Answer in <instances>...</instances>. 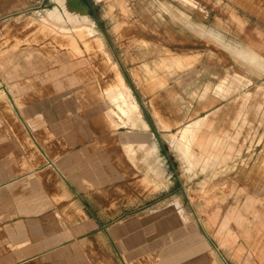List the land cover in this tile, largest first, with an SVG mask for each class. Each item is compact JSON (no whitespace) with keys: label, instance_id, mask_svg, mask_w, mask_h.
Returning <instances> with one entry per match:
<instances>
[{"label":"rangeland","instance_id":"1","mask_svg":"<svg viewBox=\"0 0 264 264\" xmlns=\"http://www.w3.org/2000/svg\"><path fill=\"white\" fill-rule=\"evenodd\" d=\"M81 2L87 22L58 21L51 14L64 13L57 0H0V102L7 113L14 115L11 96L22 121L49 120L48 99L62 102L69 135L88 138L92 124L133 139L134 172L142 176L150 165L157 172L149 171V180L162 185L156 190L142 180L134 193L142 191L145 207L161 202L168 235L176 220L188 231V223L226 217L248 200L264 217V68L228 46L264 62V0ZM125 93L147 128L110 124L108 96L117 102ZM52 115L60 120L55 109ZM203 118L193 135L199 122L192 123ZM23 132L39 140L45 130ZM209 252L210 264H229L214 242Z\"/></svg>","mask_w":264,"mask_h":264},{"label":"crops","instance_id":"2","mask_svg":"<svg viewBox=\"0 0 264 264\" xmlns=\"http://www.w3.org/2000/svg\"><path fill=\"white\" fill-rule=\"evenodd\" d=\"M108 98L113 127L147 128L131 94ZM10 99L14 115L0 102V264H210L212 242L224 263L264 264V217L252 200L226 217L188 223V231L176 220L168 235L161 202L145 207L142 191L134 193L142 180L156 190L162 185L149 180V171L157 172L150 165L142 176L134 172L133 139L92 124L88 138L69 135L62 102L46 98L49 120L28 124ZM53 109L60 120L52 119ZM204 121L192 123L199 122L193 135ZM30 128L45 130L44 137L24 136ZM138 146L150 157L142 138Z\"/></svg>","mask_w":264,"mask_h":264},{"label":"flooded vegetation","instance_id":"3","mask_svg":"<svg viewBox=\"0 0 264 264\" xmlns=\"http://www.w3.org/2000/svg\"><path fill=\"white\" fill-rule=\"evenodd\" d=\"M57 1L59 3L58 6L60 8H63L64 13L61 14L57 10L58 13L56 11H53L51 14L55 15V16L57 15L56 18L59 17L58 21L63 22L65 20V18H67L69 20H73V22H78L80 20H82L84 22L88 21V18H87L86 13H85L86 8L82 4L81 0H57ZM228 46L232 49L233 52L238 54L243 59H247L251 63H253L254 62L253 59H255V61L256 62L258 61L259 62L258 64H260L264 68L263 58L260 57L255 52H250V51L245 50L243 47H240V46L236 47V46L230 45V44H228Z\"/></svg>","mask_w":264,"mask_h":264},{"label":"bare ground","instance_id":"4","mask_svg":"<svg viewBox=\"0 0 264 264\" xmlns=\"http://www.w3.org/2000/svg\"><path fill=\"white\" fill-rule=\"evenodd\" d=\"M56 14H57V13H56ZM209 32H210V31H209ZM210 33H211V32H210ZM210 33H209V34H210ZM230 49H231V48H230ZM231 50H232V49H231ZM196 56H197V55H196ZM181 57H182V56H181ZM184 58H185V57H184ZM188 58H189V57H188ZM256 59H257V58H256ZM189 61H191L190 58H189ZM253 61L255 62V63L253 62V64H256V65L261 66L260 64H258V63H259L258 61H257V62L255 61V59H253ZM261 67H262V66H261Z\"/></svg>","mask_w":264,"mask_h":264}]
</instances>
